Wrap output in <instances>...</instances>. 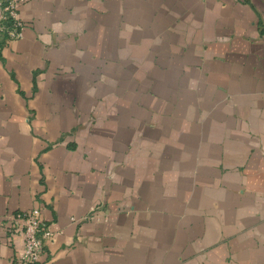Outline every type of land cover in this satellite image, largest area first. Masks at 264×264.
Returning <instances> with one entry per match:
<instances>
[{"label": "crops", "instance_id": "0c3cea01", "mask_svg": "<svg viewBox=\"0 0 264 264\" xmlns=\"http://www.w3.org/2000/svg\"><path fill=\"white\" fill-rule=\"evenodd\" d=\"M19 15L23 40L0 46V227L39 206L61 230L39 264H264V0Z\"/></svg>", "mask_w": 264, "mask_h": 264}, {"label": "built area", "instance_id": "2783aa9c", "mask_svg": "<svg viewBox=\"0 0 264 264\" xmlns=\"http://www.w3.org/2000/svg\"><path fill=\"white\" fill-rule=\"evenodd\" d=\"M26 1L0 0V46L23 40L26 23L20 18L19 12L22 3ZM97 209L92 208L86 219L97 218L100 213ZM40 210L36 206L28 211H18L1 226L10 235L20 239L17 264H39L46 243L57 233H61L55 223L42 220Z\"/></svg>", "mask_w": 264, "mask_h": 264}]
</instances>
